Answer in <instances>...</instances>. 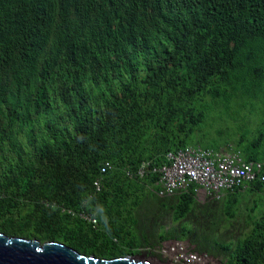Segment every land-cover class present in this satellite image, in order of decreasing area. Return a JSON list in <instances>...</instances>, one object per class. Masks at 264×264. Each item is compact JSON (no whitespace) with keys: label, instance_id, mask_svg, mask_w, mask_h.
Wrapping results in <instances>:
<instances>
[{"label":"trees","instance_id":"1","mask_svg":"<svg viewBox=\"0 0 264 264\" xmlns=\"http://www.w3.org/2000/svg\"><path fill=\"white\" fill-rule=\"evenodd\" d=\"M229 102L241 106L216 125ZM257 103L264 0H0V233L101 259L186 237L222 264H264V182L199 202L195 183L159 197L152 171L197 145L257 161L262 176Z\"/></svg>","mask_w":264,"mask_h":264},{"label":"built area","instance_id":"2","mask_svg":"<svg viewBox=\"0 0 264 264\" xmlns=\"http://www.w3.org/2000/svg\"><path fill=\"white\" fill-rule=\"evenodd\" d=\"M165 158L166 162L162 166L152 170L159 173L161 195H172L190 181L196 182L201 187V192L215 198L220 197L222 189L235 188L256 179L264 182V175L259 174L263 167L261 163L243 161L235 154L190 147L169 152ZM148 165L146 162L142 163L138 170L140 176L144 175ZM109 168L110 164L106 163L101 172L105 173ZM94 186L99 191L101 181H95ZM76 215L92 223L94 227L97 225V220L85 212ZM161 254L170 264H217L211 256L198 253L188 243L176 240L164 244Z\"/></svg>","mask_w":264,"mask_h":264},{"label":"water","instance_id":"3","mask_svg":"<svg viewBox=\"0 0 264 264\" xmlns=\"http://www.w3.org/2000/svg\"><path fill=\"white\" fill-rule=\"evenodd\" d=\"M0 264H151L134 256L101 259L83 255L64 243L40 242L0 233Z\"/></svg>","mask_w":264,"mask_h":264},{"label":"rangeland","instance_id":"4","mask_svg":"<svg viewBox=\"0 0 264 264\" xmlns=\"http://www.w3.org/2000/svg\"><path fill=\"white\" fill-rule=\"evenodd\" d=\"M231 105H233V102H229L228 105L226 106L228 109L226 108H221V109H217L214 112V114H219V119L217 120V123L216 125H220L222 123H224L225 119L229 117V115L231 114V110L230 108L232 109L233 111V114L236 112L237 108H238V104H234L232 107ZM218 108V107H217ZM246 116H250V117H253V118H261L262 116V113H256L254 112L253 116L250 114V111L249 110H246L244 111L240 117H243L245 118ZM208 122L207 124L209 126L210 125V120H213L212 117H210V119H206ZM243 198L244 199H248V195L247 194H244L243 195ZM199 202H204L203 200H200ZM263 203L260 202L259 205H262ZM261 209V208H260ZM159 216H163L161 212H159L158 208L156 206H151L149 207L148 209L142 211V220H143V224L146 226V231L150 234H154V226H155V223H156V217L159 218ZM203 216V215H202ZM204 218L203 217H200V222H203ZM158 227H161L162 225L160 223H156ZM183 227L187 230L189 229H195V225L196 223H190V222H183ZM202 227V229L204 230V232H206L207 234H209L210 232L208 231V229L206 230L204 227H203V224L200 225ZM163 230H164V227H162ZM161 228V229H162ZM168 229V228H167ZM194 231V230H193ZM172 238H169L167 240H171ZM187 240L186 237H181L180 241H185ZM148 247L149 250H156L158 251V247L159 245H157L156 247H151V246H146ZM142 249V250H141ZM141 250V253H137L135 257H139L142 258V259H146L148 260L151 264H170L167 260H164L162 259L161 257H159L157 255V253H150V252H147L146 251V248L145 246L140 248ZM214 259L216 260L217 264H222V260L220 259V257H214Z\"/></svg>","mask_w":264,"mask_h":264},{"label":"clouds","instance_id":"5","mask_svg":"<svg viewBox=\"0 0 264 264\" xmlns=\"http://www.w3.org/2000/svg\"><path fill=\"white\" fill-rule=\"evenodd\" d=\"M135 46V45H134ZM96 51V53H97V55H99V56H101V54H100V52L98 51V50H95ZM114 60V59H113ZM249 66H252V65H249ZM255 68V67H254ZM123 74H125L126 76H128V74H126L124 71H123ZM115 87V85L113 86V88ZM258 104V103H257ZM254 104V106L253 105H251L250 106V104H248L247 105V107H251L252 109H254V108H256V110L258 111V113H263L264 112V105L263 104ZM257 105V106H256ZM238 106H241V105H238ZM199 148V149H202V150H210V151H212V152H225V153H229V154H235V155H238L243 161H246V162H257V161H248V160H244V158L238 153V152H233V151H230V150H226V149H219V150H211V149H204V148H202L201 146H197V145H189V146H187V147H185V148H183V149H180V150H185V149H187V148ZM179 151V150H178ZM177 152V151H176ZM169 153V152H168ZM167 153V154H168ZM166 154V155H167ZM166 157V156H165ZM164 162H166V158H165V161ZM163 162V163H164ZM106 163H109L110 164V168L112 167V164L109 162V161H103L102 163H101V167H100V171H101V169H102V167L106 164ZM144 163V162H143ZM163 163L160 165V166H162L163 165ZM259 163V162H258ZM141 165H142V163H141ZM140 165V166H141ZM159 166V167H160ZM128 167L127 166H125L124 167V169L126 170V172H127V174L128 175H132V173L131 172H129V170L127 169ZM140 169V167L138 168V170ZM107 172V171H106ZM105 172V173H106ZM101 174H103L102 172H101ZM145 174V173H144ZM264 175V174H263ZM144 176V175H143ZM97 180H100L101 181V179H97ZM96 180V181H97ZM189 183H195V184H197L196 182H194V181H190V182H187L186 183V186L189 184ZM247 184H249V183H246L245 185H247ZM155 185H156V187H158V191H157V193H158V196L159 197H173V196H175L177 193H179L180 191H182L186 186H184L183 188H180V189H178L175 193H173L172 195H161L160 194V190H161V187H160V185H159V178H158V180L157 181H155ZM198 185V184H197ZM101 189V188H100ZM197 196H198V201H200V200H203V201H205L206 200V197H212V198H214V196H212V195H210V194H205V193H203V192H201V187L198 185V188H197ZM176 239H171V240H166V241H164V242H162L160 245H159V247H158V251H154V250H149L148 249V247H145L146 248V251L147 252H150V253H157V255L159 256V257H161L162 259H164L163 257H162V254H161V249H162V247H163V245L164 244H166L167 242H170V241H175ZM176 241H180V240H176ZM181 242H186V243H188L189 244V242H188V240H185V241H181ZM190 245V244H189ZM154 247H156V246H154ZM192 247V246H191ZM193 248V247H192ZM142 250V249H141ZM141 250H140V253H141ZM201 254H203V253H201ZM205 254H207V253H205ZM207 255H209V254H207ZM136 256V255H135ZM134 256V257H135ZM209 256H211L213 259H214V257L212 256V255H209ZM164 260H166V259H164ZM215 260V259H214ZM216 261V260H215Z\"/></svg>","mask_w":264,"mask_h":264},{"label":"crops","instance_id":"6","mask_svg":"<svg viewBox=\"0 0 264 264\" xmlns=\"http://www.w3.org/2000/svg\"><path fill=\"white\" fill-rule=\"evenodd\" d=\"M248 199H249V200H250V202H251V200L253 199V197H252V199H250V198H249V196H248Z\"/></svg>","mask_w":264,"mask_h":264}]
</instances>
